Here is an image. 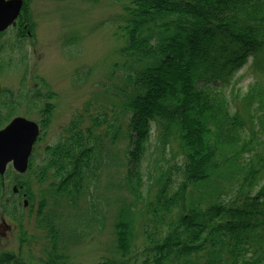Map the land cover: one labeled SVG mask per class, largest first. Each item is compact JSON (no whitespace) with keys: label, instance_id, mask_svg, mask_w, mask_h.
Wrapping results in <instances>:
<instances>
[{"label":"trees","instance_id":"trees-1","mask_svg":"<svg viewBox=\"0 0 264 264\" xmlns=\"http://www.w3.org/2000/svg\"><path fill=\"white\" fill-rule=\"evenodd\" d=\"M125 1L123 24L114 34L122 41L116 51L120 61L112 63L108 77L118 83L102 87L105 94L112 90L110 96L122 100L118 105L128 118L129 176L131 168L142 162L154 127L163 146L178 142L182 163L178 186L173 190L168 170L151 203L153 226L144 230L140 264L181 260L184 264L199 260L201 264H264V157L255 151L258 134L252 128L253 120L249 127L219 91L249 57L264 51V0ZM29 3L24 1L18 19L17 27L23 32L15 35L18 41L33 30ZM26 99L0 89V128ZM90 106L88 101L82 113L62 128L57 142L45 147V157L36 167L37 182L51 177L50 187L56 195H78L86 178L94 175L100 127L106 125L104 136L114 130L112 142L120 131L117 118L109 122L102 105L95 112ZM53 108L49 102L42 107V131L50 123ZM225 164H236L241 171L236 194L225 200L217 195L205 207L191 200L186 203L187 189L208 183ZM12 184H4L0 177V199L3 213L21 226L19 198L8 204L4 201L8 192L14 195ZM20 186V196L25 193L32 205L29 184ZM45 207L41 195L36 221L51 244L47 258L25 261L19 250L16 255L0 256V264H66L57 252L60 233L55 215L44 214ZM174 208L177 213L172 220L168 214ZM21 233V242H25L26 233ZM115 237L118 251L126 258L131 221L120 218ZM122 264L138 263L127 259Z\"/></svg>","mask_w":264,"mask_h":264},{"label":"rangeland","instance_id":"rangeland-1","mask_svg":"<svg viewBox=\"0 0 264 264\" xmlns=\"http://www.w3.org/2000/svg\"><path fill=\"white\" fill-rule=\"evenodd\" d=\"M125 4V0H30L32 35L18 41L16 31L9 29L0 36V89L6 88L27 98L17 106L13 117L21 116L40 124L44 103L54 107L48 127L35 143L31 169L17 179L18 183L29 184L34 195L32 205L29 202L23 207L20 194L8 192L4 198L7 204L19 198L21 226L3 213L0 199V224L3 219L10 227L0 229L1 254L16 255L21 250L25 261L31 257L47 258L51 244L46 230L38 227L36 221L38 202L43 195L44 214L55 215L60 233L57 252L66 264H96L104 260L122 264L127 259L130 263L142 262L144 230L153 226L151 203L168 170L173 190L178 186L182 180L178 168L182 163L178 142L163 146L154 127L142 162L131 168L129 176L128 118L118 105L122 100L112 98V90L105 94L102 87V84L118 83L109 81L108 77L112 63L119 60L116 51L122 41L114 34L123 24ZM219 91L231 111H237L242 120L249 122V127L253 120L252 128L258 134L254 139L255 151L264 157V51L249 57L229 85ZM49 93L53 97L47 98ZM88 101L92 112L98 104L102 105L109 122L117 118L115 124L120 131L112 142L110 133L114 130L104 136L106 125L100 127L101 146L94 175L86 178L78 195H56L50 187L51 177L37 182L36 167L45 157V147L57 142L62 128L82 113ZM7 173L3 183L15 177L11 168ZM239 173L236 164H225L208 183L189 187L186 203L191 200L205 207L217 195L222 200L234 196ZM176 213L174 208L168 217L174 220ZM120 218L131 221L130 252L126 258L116 245L115 224ZM21 232L26 233L25 242H21ZM175 264H184V261Z\"/></svg>","mask_w":264,"mask_h":264},{"label":"water","instance_id":"water-1","mask_svg":"<svg viewBox=\"0 0 264 264\" xmlns=\"http://www.w3.org/2000/svg\"><path fill=\"white\" fill-rule=\"evenodd\" d=\"M23 0H0V32L14 24L20 14ZM38 124L23 117H15L0 129V175L8 164L14 171L24 174L29 166L33 145L39 137ZM27 200L24 206H27Z\"/></svg>","mask_w":264,"mask_h":264},{"label":"flooded vegetation","instance_id":"flooded-vegetation-1","mask_svg":"<svg viewBox=\"0 0 264 264\" xmlns=\"http://www.w3.org/2000/svg\"><path fill=\"white\" fill-rule=\"evenodd\" d=\"M24 1H25V0H23V5H24ZM22 8H23V6H22ZM21 11H22V10H21ZM20 15H21V13H20ZM20 15H19L18 18L16 19L14 25H11L10 27H8L4 32L8 31L9 29H14V30L16 31V34H17L18 32H20L21 34H23V32L20 31L19 27H17L18 19H19ZM24 27H25V26H24ZM2 33H3V32H2ZM25 35H26V36H30V35H32V32H31L30 30H27L26 33H25ZM22 40H25V37H23ZM15 117H16V116H15ZM17 179H19V177H16V176H15L13 180L8 181L7 183L4 182V184H11V183L13 182L12 186H13V188H14V187H15V183H17ZM20 188H21V186H20ZM15 194H19V189H18L17 192H15ZM23 195H24V193L21 194V196H23ZM9 228H10V227H9L7 224H5V222H3V219H2V222H1V224H0V229H2V230H6V229H9ZM2 235H3V234H2ZM3 254H5V253H3ZM3 254L0 253V256H2Z\"/></svg>","mask_w":264,"mask_h":264}]
</instances>
